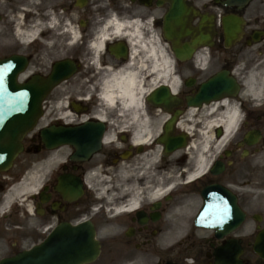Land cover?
<instances>
[{
	"label": "flooded vegetation",
	"instance_id": "obj_1",
	"mask_svg": "<svg viewBox=\"0 0 264 264\" xmlns=\"http://www.w3.org/2000/svg\"><path fill=\"white\" fill-rule=\"evenodd\" d=\"M224 2L0 0V60L19 59L21 82L61 78L23 138V152L0 173V260L60 229L68 233L64 240L75 231L94 234L99 254L82 264H264V0L233 7ZM172 7L185 11L167 40L164 21ZM229 16L239 20L240 29L227 43ZM151 44L157 54L163 46L173 60L168 82L156 79L152 87L155 76L145 52ZM187 45L190 58L179 61L175 50ZM222 71L238 82L228 100L239 120L226 143L203 148L200 133L211 103L192 107L188 99ZM118 73L137 74L149 89L139 108L121 109L101 99L104 84ZM163 84L175 85L173 97L158 94L150 103V93ZM141 119L148 142L134 140ZM51 125L76 135L103 129L101 147L81 154L79 141L47 150L40 131ZM222 134L220 126L210 131L216 142ZM178 137L186 145L159 141ZM199 158L208 164L196 175ZM23 178L22 196L15 190ZM62 179L80 182L82 195L64 197L58 190ZM98 184L111 188L107 195L93 192ZM211 186L217 194L197 225L202 191ZM156 190L161 194L153 197ZM134 192L136 205L129 209ZM238 213V226L225 220Z\"/></svg>",
	"mask_w": 264,
	"mask_h": 264
},
{
	"label": "water",
	"instance_id": "obj_2",
	"mask_svg": "<svg viewBox=\"0 0 264 264\" xmlns=\"http://www.w3.org/2000/svg\"><path fill=\"white\" fill-rule=\"evenodd\" d=\"M249 0H227L226 5L244 4ZM180 9H171L166 17L165 36L170 38L169 22H179ZM238 30L237 19L230 17L225 22L227 36H233ZM179 59H183L179 57ZM20 71L19 63L15 58L0 61V171L6 170L13 159L22 150L21 140L26 132L31 130L41 114V104L45 95L52 86L58 82V77L53 75L48 80L33 78L29 84H18L16 77ZM237 89L236 81L226 72L220 73L207 83L201 85L199 92L190 102L192 105H200L202 102H210L221 99L227 95H233ZM167 95V88L156 90ZM155 91V92H156ZM154 92V93H155ZM152 94V100L153 95ZM90 138L91 144L84 151L94 152L100 147L101 133L89 135L83 132L76 136L73 133H64L57 127L44 128L41 131V139L46 148L52 149L63 144L75 146L78 140ZM184 143L183 138L176 139ZM183 145V144H182ZM83 151V152H84ZM82 152V153H83ZM61 191L65 195L79 196L82 194L81 184L69 187L65 182L61 184ZM216 189H207L203 192L205 207L213 201ZM226 195V200H228ZM207 208V207H206ZM199 219V218H198ZM226 220L229 218L226 217ZM243 216H237L234 221L238 225ZM55 230L40 245L31 250L23 251L17 255L0 261V264H81L95 259L98 254V244L92 239V234L84 236L79 231L71 233L73 239L63 240ZM259 251V250H258ZM237 264L238 261H237Z\"/></svg>",
	"mask_w": 264,
	"mask_h": 264
},
{
	"label": "bare ground",
	"instance_id": "obj_3",
	"mask_svg": "<svg viewBox=\"0 0 264 264\" xmlns=\"http://www.w3.org/2000/svg\"><path fill=\"white\" fill-rule=\"evenodd\" d=\"M138 44H141V41H137ZM147 54H149L148 59L150 60L151 69L153 70V75L155 78L151 84V87L154 86L157 82L167 83L168 77L171 73L172 60L165 53L164 47L161 46L159 54L156 53L153 44L145 50ZM172 90L175 89V85L171 84ZM149 89L142 87L140 78L137 74L133 73H118L112 76L111 80L106 82L101 90L100 97L104 101L105 104L109 106H114L118 104L121 109L124 108H139L140 101L143 96L148 92ZM118 102V103H117ZM220 111V112H218ZM207 119L204 123V130L206 132L200 133V138L202 142L199 146L205 148L210 143H213L216 148L220 147L223 142H226L232 131L234 130L237 122L239 120L237 109L230 104L228 100H223L221 102H215L210 104L206 108ZM139 130L136 133L134 140L136 142H148L151 137L146 132V121L144 119L137 120ZM220 126L224 130V136L221 141L216 142V140H212L210 136V131L213 128ZM207 160L199 158L196 163V175L201 174L207 166ZM37 182H33L32 187H37ZM27 186L25 182H22L17 189L15 190L18 195H22L26 192ZM138 192H134V197L130 202L129 209L135 208L136 200H137ZM160 191L156 190L152 192L151 195L153 197L159 196Z\"/></svg>",
	"mask_w": 264,
	"mask_h": 264
},
{
	"label": "rangeland",
	"instance_id": "obj_4",
	"mask_svg": "<svg viewBox=\"0 0 264 264\" xmlns=\"http://www.w3.org/2000/svg\"><path fill=\"white\" fill-rule=\"evenodd\" d=\"M116 188L119 189V187H116ZM93 189H94V191H95L96 193H101V194L105 195V194H107L108 191L110 190V187H108V186L105 185V184H100V185L98 184V185L94 186ZM102 192H103V193H102Z\"/></svg>",
	"mask_w": 264,
	"mask_h": 264
}]
</instances>
